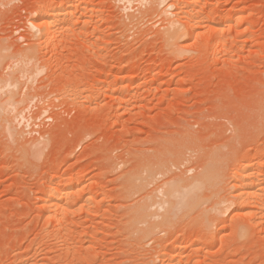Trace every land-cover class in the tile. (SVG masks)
<instances>
[{"label":"rangeland","instance_id":"1","mask_svg":"<svg viewBox=\"0 0 264 264\" xmlns=\"http://www.w3.org/2000/svg\"><path fill=\"white\" fill-rule=\"evenodd\" d=\"M261 188L264 0H0V264H264Z\"/></svg>","mask_w":264,"mask_h":264},{"label":"bare ground","instance_id":"2","mask_svg":"<svg viewBox=\"0 0 264 264\" xmlns=\"http://www.w3.org/2000/svg\"><path fill=\"white\" fill-rule=\"evenodd\" d=\"M70 8H74V6L73 5H71V6H69ZM75 7H77V6H75ZM78 7L80 8L81 6H79L78 5ZM83 8V7H82ZM67 9V8H66ZM65 9V10H66ZM69 9V8H68ZM78 9V8H77ZM85 9V8H84ZM169 9H170V7H169ZM166 10V9H165ZM69 11V10H68ZM167 11V10H166ZM45 12H47V11H45ZM55 12H57V11H54V13ZM49 13V12H48ZM45 14H47V13H45ZM50 15V16H49ZM51 15L52 14H48V16H47V18H48V24H47V29L45 30L46 31V33H47V35H50V33H51V31L53 30L52 29V22H53V19H52V17H51ZM54 16L56 15V13L55 14H53ZM52 15V16H53ZM57 15H58V13H57ZM46 17V15L44 16V18ZM72 21H70V23H71ZM36 24V23H35ZM237 24V23H236ZM173 25V24H172ZM174 25H177V24H174ZM238 25V24H237ZM177 27V26H176ZM178 30V29H177ZM30 53V52H29ZM28 54V53H27ZM81 151V150H80ZM251 190H252V188H250ZM65 194V193H64ZM67 194V193H66ZM246 194H249V196H254L255 198L254 199H257L258 200V197H264L263 195H264V191H263V188H261L260 190H258L257 191V193L255 192V193H244V195H246ZM260 198V199H261ZM45 199H46V197H45ZM60 200V199H59ZM63 199H62V197H61V201H62ZM263 201H260V202H262L263 204H264V199H262ZM256 201V200H255ZM256 204H258V202H256ZM243 205V204H242ZM262 205V204H261ZM260 205V206H261ZM233 210V209H232Z\"/></svg>","mask_w":264,"mask_h":264}]
</instances>
